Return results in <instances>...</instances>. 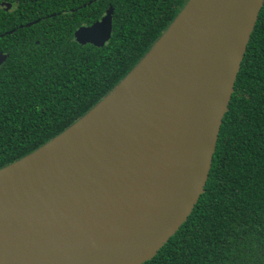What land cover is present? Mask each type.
<instances>
[{
    "label": "water",
    "instance_id": "obj_1",
    "mask_svg": "<svg viewBox=\"0 0 264 264\" xmlns=\"http://www.w3.org/2000/svg\"><path fill=\"white\" fill-rule=\"evenodd\" d=\"M263 3L188 0L103 100L57 137L0 169V264L151 260L204 192ZM111 32L107 12L78 28L74 38L101 48ZM153 56L151 78L144 65ZM5 59L0 55V66ZM80 126L81 142L61 150L59 142Z\"/></svg>",
    "mask_w": 264,
    "mask_h": 264
},
{
    "label": "trees",
    "instance_id": "obj_2",
    "mask_svg": "<svg viewBox=\"0 0 264 264\" xmlns=\"http://www.w3.org/2000/svg\"><path fill=\"white\" fill-rule=\"evenodd\" d=\"M187 1L0 0V55L6 56L0 66V169L57 137L103 100ZM5 3L12 6L8 12ZM83 3L90 5L66 15ZM108 4L109 42L101 48L77 44L80 12L99 7L93 21ZM143 264H264V3L204 192L178 231Z\"/></svg>",
    "mask_w": 264,
    "mask_h": 264
},
{
    "label": "flooded vegetation",
    "instance_id": "obj_3",
    "mask_svg": "<svg viewBox=\"0 0 264 264\" xmlns=\"http://www.w3.org/2000/svg\"><path fill=\"white\" fill-rule=\"evenodd\" d=\"M6 4H8V3L3 4L2 7H3L4 5H6ZM9 5H10V4H9ZM89 5H90V3H88V4L83 3L81 6L77 7L76 9H73V10H71V11L66 12V15L73 14V13L77 12L79 9L86 8V7L89 6ZM11 7H12V6L10 5L9 9H8L6 12L10 11V10H11ZM112 7H113L112 5L108 4L107 7H106V9H105V11H104V13L102 14V16L98 17L97 19H95V20H93V21H92V18H94L95 16H98L99 13H100V8H99V7H95L94 11H90L88 14H86V12H80V14L78 15V21L81 22L82 24H81L78 28H80V27H89V26L93 25L94 23L100 21V20L105 16V14H106L107 12H111V15H112V11H111V8H112ZM4 11H5V10H4ZM53 16H54V15H49V17H53ZM112 18H113V15H112ZM72 21H75V20H72ZM76 21H77V20H76ZM78 28H77V29H78ZM77 29H76V30H77ZM76 30H75V31H76ZM75 31H74V33H75ZM74 33H73V39H74V41H75ZM112 34H113V21H112V32H111V37H112ZM110 39H111V38H110ZM75 42H76V41H75ZM108 42H109V41H108ZM108 42H107V43H108ZM76 43H77V42H76ZM107 43H106V44H107ZM77 44H79V43H77ZM106 44H105V45H106ZM79 45H81V44H79ZM85 45H91V44H85ZM85 45H81V46H85ZM105 45H104V46H105ZM91 46H93V45H91Z\"/></svg>",
    "mask_w": 264,
    "mask_h": 264
},
{
    "label": "bare ground",
    "instance_id": "obj_4",
    "mask_svg": "<svg viewBox=\"0 0 264 264\" xmlns=\"http://www.w3.org/2000/svg\"><path fill=\"white\" fill-rule=\"evenodd\" d=\"M156 61L157 59L153 56L148 59V61L144 65L145 74L153 78L155 71H156ZM82 127H78L77 129L73 130L69 135H67L61 142H59V147L61 150L69 149V144L74 142H81L82 136Z\"/></svg>",
    "mask_w": 264,
    "mask_h": 264
}]
</instances>
